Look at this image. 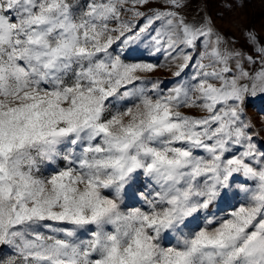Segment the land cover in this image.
Returning a JSON list of instances; mask_svg holds the SVG:
<instances>
[{"label":"snow or ice","instance_id":"obj_1","mask_svg":"<svg viewBox=\"0 0 264 264\" xmlns=\"http://www.w3.org/2000/svg\"><path fill=\"white\" fill-rule=\"evenodd\" d=\"M191 6L0 0V264H264V38Z\"/></svg>","mask_w":264,"mask_h":264},{"label":"rangeland","instance_id":"obj_2","mask_svg":"<svg viewBox=\"0 0 264 264\" xmlns=\"http://www.w3.org/2000/svg\"><path fill=\"white\" fill-rule=\"evenodd\" d=\"M231 4V8L225 7ZM203 9L213 16L216 26L229 33L239 44L244 42V32L254 29L264 38V0H192L190 12ZM164 81L165 89L174 78L166 71L155 74ZM248 114L255 120H264V100L253 99L248 103ZM47 174L48 169H45ZM221 207H227L221 204Z\"/></svg>","mask_w":264,"mask_h":264}]
</instances>
